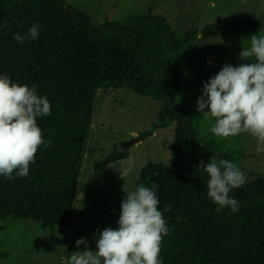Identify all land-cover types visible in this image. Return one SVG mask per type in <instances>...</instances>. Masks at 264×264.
<instances>
[{
    "label": "trees",
    "instance_id": "trees-1",
    "mask_svg": "<svg viewBox=\"0 0 264 264\" xmlns=\"http://www.w3.org/2000/svg\"><path fill=\"white\" fill-rule=\"evenodd\" d=\"M0 23L10 26L0 28V74L14 83L37 85L38 94L51 103V115L37 118L51 145L38 149L27 177L0 176V218L69 224L95 95L101 88L127 87L163 103L140 140L174 123L169 162L147 163L134 183L155 182L159 209L172 205L164 213L171 231L163 237V264H264V176L230 193L239 202L238 211L224 208L217 213L206 194L207 174L197 166L212 155L235 162L234 156L214 139L200 140L195 124L202 114L197 107L183 110L176 102L182 75L179 55L206 61L186 44L216 30L263 28V19L248 15L233 22L192 25L177 37L168 20L150 9L125 22H94L64 0H0ZM33 23L40 26L36 40L17 43L12 38L13 33H26ZM128 156L115 147L94 170ZM6 255L0 253V259Z\"/></svg>",
    "mask_w": 264,
    "mask_h": 264
},
{
    "label": "rangeland",
    "instance_id": "rangeland-1",
    "mask_svg": "<svg viewBox=\"0 0 264 264\" xmlns=\"http://www.w3.org/2000/svg\"><path fill=\"white\" fill-rule=\"evenodd\" d=\"M90 15L94 22L103 19L125 22L133 14L150 9L163 15L177 37L190 26L202 27L214 21H237L252 15L264 20V0H64ZM253 34L264 35L260 29L235 32L216 30L198 35L185 45L200 53L205 62L179 55L182 75L177 104L186 111L197 107L202 82L214 76L223 63L217 58L241 63L238 53L248 46ZM208 59V60H207ZM163 103L139 95L130 88H101L94 98L91 126L87 130L83 159L78 174L76 202L68 226L54 225L30 218L7 216L0 218V253H6L0 264H66V257L77 250L75 241L84 237L88 247L95 250V236L104 227H117L120 202L134 183L141 169L149 162L167 164L173 139L174 123L156 130L153 135L125 149L121 143L143 132L157 117ZM212 120L201 117L195 124L200 140L214 139L234 156L235 163L247 180L264 176V152L257 153L256 140L247 134L220 140L209 131ZM117 147L127 151L126 159L95 171L94 164ZM131 166L133 173L120 175ZM84 245L79 246L83 250Z\"/></svg>",
    "mask_w": 264,
    "mask_h": 264
},
{
    "label": "clouds",
    "instance_id": "clouds-1",
    "mask_svg": "<svg viewBox=\"0 0 264 264\" xmlns=\"http://www.w3.org/2000/svg\"><path fill=\"white\" fill-rule=\"evenodd\" d=\"M23 25H21L22 27ZM0 23V28H9ZM40 26L33 23L26 33H13L17 43L34 41ZM248 46H241L238 65L224 64L220 70L202 82L196 111L205 120L214 121L209 127L213 137L224 140L247 134L256 140L257 153L264 152V35L247 38ZM51 115V103L38 94L37 85L12 82L7 74H0V176L5 179L27 177L30 165L35 163L38 149L51 145L45 140L37 118ZM171 158V157H170ZM198 168L207 174V197L215 211L224 208L239 210V202L230 193L241 188L246 174L239 165L215 155ZM120 175L133 173L131 166L121 169ZM158 185L143 184L125 191L120 202L117 227L107 226L95 236V250L80 237L77 250L66 257V264H163L160 253L163 237L170 233L164 213L171 204L159 209ZM179 219V217H178ZM84 245L83 250L79 246Z\"/></svg>",
    "mask_w": 264,
    "mask_h": 264
},
{
    "label": "water",
    "instance_id": "water-1",
    "mask_svg": "<svg viewBox=\"0 0 264 264\" xmlns=\"http://www.w3.org/2000/svg\"><path fill=\"white\" fill-rule=\"evenodd\" d=\"M140 141L139 135L133 136L131 139L124 141L121 143V145L127 149L130 145H133L134 143Z\"/></svg>",
    "mask_w": 264,
    "mask_h": 264
},
{
    "label": "crops",
    "instance_id": "crops-1",
    "mask_svg": "<svg viewBox=\"0 0 264 264\" xmlns=\"http://www.w3.org/2000/svg\"><path fill=\"white\" fill-rule=\"evenodd\" d=\"M259 29H260V28H259ZM243 30H244V29H243ZM217 59H220V58H217ZM207 60H208V59H207ZM68 225H69V224H68ZM68 225H67V226H68Z\"/></svg>",
    "mask_w": 264,
    "mask_h": 264
}]
</instances>
